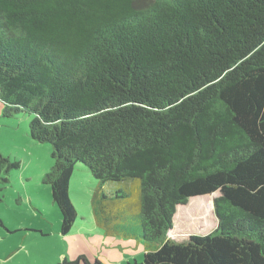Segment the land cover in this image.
Segmentation results:
<instances>
[{"label": "trees", "instance_id": "16d2710c", "mask_svg": "<svg viewBox=\"0 0 264 264\" xmlns=\"http://www.w3.org/2000/svg\"><path fill=\"white\" fill-rule=\"evenodd\" d=\"M0 102L52 146L61 234L82 163L95 222L142 240L135 264H264V0H0ZM18 167L0 153V192ZM214 192L212 231L168 236Z\"/></svg>", "mask_w": 264, "mask_h": 264}, {"label": "rangeland", "instance_id": "374dc122", "mask_svg": "<svg viewBox=\"0 0 264 264\" xmlns=\"http://www.w3.org/2000/svg\"><path fill=\"white\" fill-rule=\"evenodd\" d=\"M29 121L30 115L26 113L3 116L0 102V153L19 162V167L10 171L9 183L0 192L3 223L0 225V264H61L63 259L74 260L80 253L87 257L89 264L141 261L144 251L141 239L117 230L118 220L110 226L104 219L100 220L102 226L95 222L91 200L97 181L82 163L76 164L69 184L77 217L70 231L61 234L59 210L52 201L49 185L42 182L43 175L53 164L52 146L30 137ZM122 184L108 182L106 187ZM218 194L191 197L181 208L177 206L168 236L182 241L190 234L204 235L212 231L217 225L213 200ZM128 207L133 209L131 204ZM118 215L126 219L124 212ZM128 218L129 221L124 222L127 229L134 221L138 223L132 215ZM4 224L18 231H10ZM23 225H29L27 230H19Z\"/></svg>", "mask_w": 264, "mask_h": 264}, {"label": "crops", "instance_id": "0c3cea01", "mask_svg": "<svg viewBox=\"0 0 264 264\" xmlns=\"http://www.w3.org/2000/svg\"><path fill=\"white\" fill-rule=\"evenodd\" d=\"M29 225H23V226H21V229H19V230H27V227H28ZM4 227L7 229H10V231H14V232H17L18 230L16 229V228H13V229H11V228H9L6 224H4ZM9 231V230H8ZM9 231V232H10ZM78 255H83V256H85L84 254H82V253H80V254H78ZM78 257V256H77ZM85 258L87 259V257L85 256Z\"/></svg>", "mask_w": 264, "mask_h": 264}, {"label": "bare ground", "instance_id": "6f19581e", "mask_svg": "<svg viewBox=\"0 0 264 264\" xmlns=\"http://www.w3.org/2000/svg\"><path fill=\"white\" fill-rule=\"evenodd\" d=\"M211 211V205L209 206V208H208V213Z\"/></svg>", "mask_w": 264, "mask_h": 264}]
</instances>
